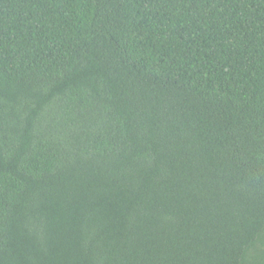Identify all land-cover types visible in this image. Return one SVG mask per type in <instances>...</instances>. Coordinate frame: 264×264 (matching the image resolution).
Returning a JSON list of instances; mask_svg holds the SVG:
<instances>
[{"label":"trees","instance_id":"16d2710c","mask_svg":"<svg viewBox=\"0 0 264 264\" xmlns=\"http://www.w3.org/2000/svg\"><path fill=\"white\" fill-rule=\"evenodd\" d=\"M0 264H264V0H0Z\"/></svg>","mask_w":264,"mask_h":264}]
</instances>
